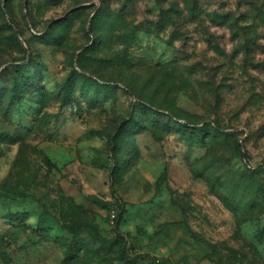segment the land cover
I'll list each match as a JSON object with an SVG mask.
<instances>
[{"label": "rangeland", "instance_id": "1", "mask_svg": "<svg viewBox=\"0 0 264 264\" xmlns=\"http://www.w3.org/2000/svg\"><path fill=\"white\" fill-rule=\"evenodd\" d=\"M0 264H264V0H0Z\"/></svg>", "mask_w": 264, "mask_h": 264}, {"label": "trees", "instance_id": "2", "mask_svg": "<svg viewBox=\"0 0 264 264\" xmlns=\"http://www.w3.org/2000/svg\"><path fill=\"white\" fill-rule=\"evenodd\" d=\"M188 6H189V5H188ZM188 8H189L188 10L190 11L189 13H190L192 16H193V15L196 16V17L198 16V14L196 13V10H197L196 5H195L194 7L191 6V7H188ZM255 26H257V25H254L253 27H255ZM253 27H252V28H253ZM252 28H251V29H252ZM244 34H246V36H249V33H248L247 30H244ZM253 39H254V38H253ZM250 40H251V39H250ZM250 40L248 39V42H250ZM252 41H254V40H252Z\"/></svg>", "mask_w": 264, "mask_h": 264}]
</instances>
